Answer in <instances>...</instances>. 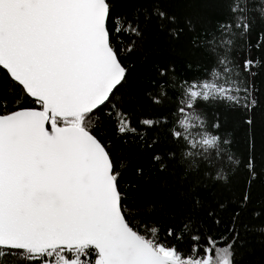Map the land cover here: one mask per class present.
Segmentation results:
<instances>
[{"label":"snow or ice","instance_id":"1","mask_svg":"<svg viewBox=\"0 0 264 264\" xmlns=\"http://www.w3.org/2000/svg\"><path fill=\"white\" fill-rule=\"evenodd\" d=\"M164 2L153 0L149 9L136 0H0V264H244L242 232L264 241V196L251 206L261 175L258 126L264 132L254 81L264 69V0H211L219 6L215 21L185 16L182 24ZM153 21L173 39L190 33L193 50L211 56L212 70L189 83L174 67L158 69L160 78L169 76L160 96L165 84L183 81L174 105L179 117L163 140L154 134L146 143L170 147L152 154L156 189L133 207L121 184L130 161L114 158L94 129L110 104L116 132L138 133L117 110L115 97L131 73L120 53L130 55L137 42L143 48V28ZM121 34L129 39L118 50L112 36L119 42ZM238 38L246 44L237 58ZM153 102L162 103L159 96ZM237 112L251 149L245 158L230 152L235 130L228 133L227 117ZM139 123L146 142L147 130L166 118ZM226 161L231 175L221 171ZM237 173L242 191L233 188ZM135 175L143 177V169ZM164 223L171 226L162 242ZM221 225L226 235L217 236Z\"/></svg>","mask_w":264,"mask_h":264},{"label":"trees","instance_id":"2","mask_svg":"<svg viewBox=\"0 0 264 264\" xmlns=\"http://www.w3.org/2000/svg\"><path fill=\"white\" fill-rule=\"evenodd\" d=\"M119 3V0H114ZM142 6L151 9L153 0H136ZM162 6L170 13H174L179 18L181 24L185 16H199L204 19L215 21L219 15V6L212 3L211 0H165ZM258 10V9H257ZM208 27L209 25H204ZM214 26V25H213ZM111 28V22L109 23ZM144 35L147 38L144 42L143 48H140L137 42V50L130 55L127 53H120L122 63L131 69L129 76V83L125 84L124 88L117 93L115 101L118 109L127 114V118L131 121V126L137 128L138 133L142 126L139 121L142 119L160 120L166 118L165 124H159L155 128L147 130L148 140L146 142L139 139L138 133H127L119 135L116 132L114 117L109 113L113 111L112 105H106L98 114L102 121V127L97 126L94 129V134L101 139L102 142L109 145L110 151L115 158L117 155H124L130 161L128 170L124 173L122 184V195L127 199L128 204L135 207L138 204L145 203L151 198V193L156 189L157 174L153 167L151 159L154 152H166L170 147L167 143L157 144L153 148L146 147V143H151L154 134H158L159 138L163 140L168 128L174 124V121L179 117L175 111L174 105L181 98V88L183 81L180 83H168L164 85L163 90L166 92L165 96H160L161 83L167 81L169 76L163 78L158 76V69L163 68L168 70L174 67L176 77L184 78L187 82H192V78H210L212 58L208 52L200 49L193 50L189 43L190 33H185L179 39H173L166 31H161L157 28L155 21L143 28ZM201 26L197 25V33H200ZM122 40L117 41L115 36H112V42L119 50L125 43L128 42V37L121 34ZM252 42H255V33L252 34ZM246 41L238 38L236 43V56H240L245 51ZM252 56L259 55L255 50L251 53ZM191 65V67H189ZM170 75V73H169ZM257 87L260 90L261 100H264V69L259 71V74L254 78ZM123 96V100H121ZM160 97L162 103H154L153 97ZM25 107H31L30 104H25ZM211 111V106H208ZM260 115L258 113L257 120ZM228 133L235 130V142L232 144L230 152L237 157L245 158L251 152L249 147L246 129L239 125L241 120V113H231L227 117ZM211 122L210 120L208 121ZM179 129L178 125L176 126ZM210 130V129H209ZM194 135L195 132L193 131ZM220 135H226L225 129L219 130ZM121 150H123L121 152ZM179 156V154H177ZM143 169V177L135 175L136 168ZM225 175H231L228 170L227 161L226 166L221 169ZM256 171L261 173L259 179L253 185V204L256 206L259 198L264 196V132L257 128L256 133ZM213 175L215 173L213 172ZM246 175V174H245ZM131 181L135 187L129 188L128 182ZM244 187V175L237 173L233 178V188L237 191H242ZM213 191H219L214 189ZM136 216V219L133 217ZM126 218L131 220L133 225H138L140 222L136 212H127ZM226 222V221H225ZM248 223H258L251 218ZM171 225L164 223L161 227L160 238L164 242V233ZM139 230L144 232V228ZM224 233V225H221L216 230L215 235L219 236ZM226 235V233H224ZM242 239H246L248 253L244 256V264H264V241L259 236L253 233H248L247 236L242 232ZM169 244L175 243L173 238H168Z\"/></svg>","mask_w":264,"mask_h":264},{"label":"water","instance_id":"3","mask_svg":"<svg viewBox=\"0 0 264 264\" xmlns=\"http://www.w3.org/2000/svg\"><path fill=\"white\" fill-rule=\"evenodd\" d=\"M46 127H48V126L46 125Z\"/></svg>","mask_w":264,"mask_h":264}]
</instances>
